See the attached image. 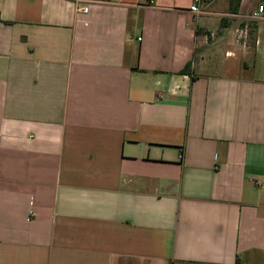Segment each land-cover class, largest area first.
Wrapping results in <instances>:
<instances>
[{
    "label": "crops",
    "instance_id": "1",
    "mask_svg": "<svg viewBox=\"0 0 264 264\" xmlns=\"http://www.w3.org/2000/svg\"><path fill=\"white\" fill-rule=\"evenodd\" d=\"M92 1L0 0V264H264V3Z\"/></svg>",
    "mask_w": 264,
    "mask_h": 264
},
{
    "label": "built area",
    "instance_id": "2",
    "mask_svg": "<svg viewBox=\"0 0 264 264\" xmlns=\"http://www.w3.org/2000/svg\"><path fill=\"white\" fill-rule=\"evenodd\" d=\"M71 1L77 12L88 13L89 5L93 3L92 0H69ZM205 0H194L192 6L190 7V12L193 14L200 16L203 14L200 5L204 3ZM254 20L260 21L264 20V5H261L258 9V12L254 14Z\"/></svg>",
    "mask_w": 264,
    "mask_h": 264
},
{
    "label": "trees",
    "instance_id": "3",
    "mask_svg": "<svg viewBox=\"0 0 264 264\" xmlns=\"http://www.w3.org/2000/svg\"><path fill=\"white\" fill-rule=\"evenodd\" d=\"M210 1L211 0H205V2H210ZM262 2L264 3V0H262ZM241 3H242V0H229V14L238 15L240 12ZM256 22H252L250 24V33L251 34L256 31V27H257ZM222 26L223 27L227 26V24H226V22H224V20L222 21ZM243 26H245V25L243 24ZM190 68H191V63H188L186 68L182 71V74H190Z\"/></svg>",
    "mask_w": 264,
    "mask_h": 264
},
{
    "label": "rangeland",
    "instance_id": "4",
    "mask_svg": "<svg viewBox=\"0 0 264 264\" xmlns=\"http://www.w3.org/2000/svg\"><path fill=\"white\" fill-rule=\"evenodd\" d=\"M249 32H250V29H249Z\"/></svg>",
    "mask_w": 264,
    "mask_h": 264
}]
</instances>
